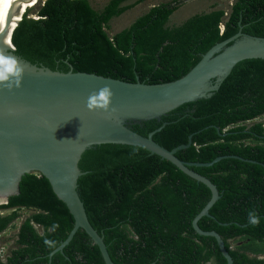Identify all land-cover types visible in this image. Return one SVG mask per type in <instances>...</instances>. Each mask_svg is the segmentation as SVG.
<instances>
[{
  "label": "trees",
  "instance_id": "1",
  "mask_svg": "<svg viewBox=\"0 0 264 264\" xmlns=\"http://www.w3.org/2000/svg\"><path fill=\"white\" fill-rule=\"evenodd\" d=\"M46 0L15 29V54L38 67L86 72L126 82L161 84L187 75L215 45L244 33L264 37V0H235L230 10L196 14L170 25L183 1L152 7L131 26L111 35L112 20L144 0ZM222 25L224 29H222ZM215 82V80H213ZM264 59L239 62L211 97L185 103L160 118L127 120L135 132L194 166L222 197L203 217V230L222 235L234 264H264ZM79 195L92 226L104 236L115 264H227L214 237L199 235L193 220L211 190L174 164L125 144H99L80 162ZM33 208L16 244L0 264H105L101 251L80 229L63 252L75 219L49 179L27 174L20 193L0 210ZM0 216V234L18 218ZM250 215L256 220L252 223ZM41 229H39V228ZM239 243L238 245H235ZM1 250V249H0Z\"/></svg>",
  "mask_w": 264,
  "mask_h": 264
},
{
  "label": "water",
  "instance_id": "2",
  "mask_svg": "<svg viewBox=\"0 0 264 264\" xmlns=\"http://www.w3.org/2000/svg\"><path fill=\"white\" fill-rule=\"evenodd\" d=\"M27 1L0 0V43L7 15L16 14L11 21L15 26L5 34H10L9 40L0 44V205L20 193L25 175L47 177L75 219L69 236L51 255L63 252L82 229L99 247L105 264H115L104 236L90 223L79 195V178L84 174L80 162L93 145L137 146L171 162L211 190V199L194 218L193 227L199 235L214 237L227 264H234L222 235L199 225L203 217H212L211 209L222 195L211 179L193 169L213 165L224 157L208 164L183 161L177 153L192 143V137L188 145L169 150L154 140L155 133L166 123L143 136L125 122L160 118L185 103L211 97L239 62L264 59V37L241 29L215 45L187 75L169 83H132L73 69L64 73L38 67L14 53L12 36L27 12L20 13Z\"/></svg>",
  "mask_w": 264,
  "mask_h": 264
},
{
  "label": "rangeland",
  "instance_id": "3",
  "mask_svg": "<svg viewBox=\"0 0 264 264\" xmlns=\"http://www.w3.org/2000/svg\"><path fill=\"white\" fill-rule=\"evenodd\" d=\"M46 0H40L39 4L30 10V17L39 18L38 12L41 7L44 5ZM94 6L97 9H101L103 5L108 0H92ZM138 0H130L128 3L133 4ZM174 0H144L143 2L137 4L135 7L127 10L122 16L114 18L111 23L110 34L114 35L124 28L131 26L140 16L147 13L152 7L164 3L173 2ZM183 1L182 6L175 12L172 16L170 25H179L185 22L190 17L205 13L211 12L214 9H225L227 12L230 10V7L233 5L235 0H181ZM258 122L264 123V117L257 120ZM255 122L249 123V125ZM37 210L33 208L19 209L16 213L18 218L12 224V227L6 230V233L1 234L0 245L4 247V255L9 252V249L13 246L14 241L17 239V232L19 227L22 225V222L36 213ZM13 213L12 210H0V216L10 215ZM16 222V224H15ZM39 228V227H38ZM41 229V228H39ZM239 243L235 244L238 245Z\"/></svg>",
  "mask_w": 264,
  "mask_h": 264
},
{
  "label": "bare ground",
  "instance_id": "4",
  "mask_svg": "<svg viewBox=\"0 0 264 264\" xmlns=\"http://www.w3.org/2000/svg\"><path fill=\"white\" fill-rule=\"evenodd\" d=\"M40 0H28L21 8H20V13H25L28 9H32L35 8L38 4H39ZM15 12L11 13L9 15H7V19H6V23H5V27H4V31H3V35H2V39H1V43L3 44L4 42H6L7 40H9V36L10 34L8 33L7 35L6 32H9L11 30L12 27L15 26V23L11 21L13 20V17H15ZM19 17H17L18 19ZM11 24V25H10ZM10 26V27H9Z\"/></svg>",
  "mask_w": 264,
  "mask_h": 264
},
{
  "label": "clouds",
  "instance_id": "5",
  "mask_svg": "<svg viewBox=\"0 0 264 264\" xmlns=\"http://www.w3.org/2000/svg\"><path fill=\"white\" fill-rule=\"evenodd\" d=\"M19 210V209H18ZM250 219H251V221H252V223H256V220L253 218V216L252 215H250ZM12 227V225L9 227V229ZM21 227V226H20ZM19 227V228H20ZM6 231V230H5ZM3 233V232H2ZM0 253H2V258L5 260L6 259V257H7V255H8V253H6L5 255H4V251H3V249H4V247L3 246H1L0 245Z\"/></svg>",
  "mask_w": 264,
  "mask_h": 264
},
{
  "label": "flooded vegetation",
  "instance_id": "6",
  "mask_svg": "<svg viewBox=\"0 0 264 264\" xmlns=\"http://www.w3.org/2000/svg\"><path fill=\"white\" fill-rule=\"evenodd\" d=\"M262 117H264V116H262ZM262 117L257 118V119L254 120L253 122L257 123V122H258L257 120L260 119V118H262ZM13 209H14L15 211H18L19 208H13ZM9 210H12V209H9ZM23 222H24V221H23ZM23 222H22V223H23ZM8 229H9V228H8ZM8 229H7V230H8ZM19 232H20V228H19V230H18L17 233H19ZM4 233H6V231H4ZM1 234H2V233H1ZM1 234H0V238H1ZM17 235H18V234H17ZM15 244H16V240L14 241V244H13V246H12L11 248H13ZM11 248H10V249H11ZM10 249H9V251H10Z\"/></svg>",
  "mask_w": 264,
  "mask_h": 264
},
{
  "label": "built area",
  "instance_id": "7",
  "mask_svg": "<svg viewBox=\"0 0 264 264\" xmlns=\"http://www.w3.org/2000/svg\"><path fill=\"white\" fill-rule=\"evenodd\" d=\"M222 29H224V26L222 25ZM21 209H25V208H21ZM12 211L14 212L15 210L14 209H12ZM15 224H16V222H15Z\"/></svg>",
  "mask_w": 264,
  "mask_h": 264
},
{
  "label": "crops",
  "instance_id": "8",
  "mask_svg": "<svg viewBox=\"0 0 264 264\" xmlns=\"http://www.w3.org/2000/svg\"><path fill=\"white\" fill-rule=\"evenodd\" d=\"M127 28V27H126ZM125 29V28H124Z\"/></svg>",
  "mask_w": 264,
  "mask_h": 264
}]
</instances>
